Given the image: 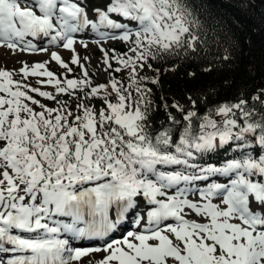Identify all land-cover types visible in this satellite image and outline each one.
Instances as JSON below:
<instances>
[{
	"label": "snow or ice",
	"instance_id": "1",
	"mask_svg": "<svg viewBox=\"0 0 264 264\" xmlns=\"http://www.w3.org/2000/svg\"><path fill=\"white\" fill-rule=\"evenodd\" d=\"M230 32L195 0H0V46L71 53L51 51L59 76L47 60L0 68V264H82L101 252L88 264H264V87L162 96L160 121L148 87L161 78L153 62L231 70L241 46ZM89 43L95 66L76 50ZM122 71L126 81L113 75ZM101 72L107 82L94 84Z\"/></svg>",
	"mask_w": 264,
	"mask_h": 264
},
{
	"label": "trees",
	"instance_id": "2",
	"mask_svg": "<svg viewBox=\"0 0 264 264\" xmlns=\"http://www.w3.org/2000/svg\"><path fill=\"white\" fill-rule=\"evenodd\" d=\"M195 3L197 5L203 3L214 14L222 17L227 22L228 27L231 29L229 35L234 34V39L241 46L239 55L234 61L231 70L225 68L214 70L210 73L202 71V68L206 66V62H188L181 59L161 64L153 62L154 67L161 69L159 83L155 85L148 84V87L153 90L155 103L161 105L160 110L154 116V119L157 121L165 119L162 107L163 101H161L162 96L166 97L167 103L170 104L173 98H183L190 90L196 94H201L202 91L208 89L210 86H214L219 90L221 99L231 97L242 84L247 85L252 90L264 87V0H195ZM245 4L248 5L247 8L244 7ZM115 49L123 52L126 51L127 46L123 42H119L115 45ZM172 64L179 65L175 72L163 71L164 68H169ZM113 66L116 67V64L113 63ZM249 68L252 69L251 72L247 70ZM64 71V69H58L55 73L59 76ZM189 71H195L197 73L196 77H188L186 73ZM79 72L78 67H73V74H69V78H72V75H78ZM122 74L123 71L113 73L117 79L126 81L127 74L125 78L122 77ZM141 75L151 77L155 73L145 68L141 72ZM16 79H20V77ZM226 79L235 81L231 88L223 86V81ZM31 84L33 87L38 86L33 83ZM41 87L46 88H41V90L53 91V89H50L51 86L45 85ZM77 95L82 96L83 93L77 92ZM36 98L49 107L56 106L53 102L39 96H36ZM68 98L65 95V100ZM213 102L216 103L218 101L214 100ZM75 103L76 101L72 102L73 108H75ZM87 103L100 107L102 101L94 98L87 101ZM37 111H39V108H37ZM200 111L203 112L204 108H201Z\"/></svg>",
	"mask_w": 264,
	"mask_h": 264
},
{
	"label": "rangeland",
	"instance_id": "3",
	"mask_svg": "<svg viewBox=\"0 0 264 264\" xmlns=\"http://www.w3.org/2000/svg\"><path fill=\"white\" fill-rule=\"evenodd\" d=\"M90 2L92 4H97L100 2V0H93V2L91 0ZM92 38H94V37L93 36L86 37V39H92ZM119 42L120 41L109 42L107 46L115 48V45ZM43 44L41 45V47L47 46V44H45V42ZM47 47H48L47 52L29 53V52L16 51L15 53H13V51L8 49L6 46H0V68H4L6 70L11 71V70H18L22 66L21 65L22 61L27 62L29 64H31L33 62H42V61H46V60L50 61V54H51V51H53V50L57 51L65 61H68L70 59L71 53L68 50H65V49L60 48V47H52V46H47ZM76 50L81 57H84L85 55L91 56L92 54H95V56L99 57V60L101 58V52L96 47V45L91 44V43H89V46L87 49H85V48L81 47L79 44H77ZM72 67H75V66H72ZM48 68H49V70L53 71L54 73L56 72V70L62 69L54 61H50V63L48 64ZM113 68H115V66H113ZM93 70H94V68H89V74L90 75H92ZM126 74L127 73L123 71L122 77L125 78ZM18 77L19 76H15L14 78L16 79ZM36 79H37L36 77H29L27 82H31L33 84H36L35 83ZM92 79L94 81V84L106 83L107 82V74L101 72L99 77L92 76ZM41 88L46 89L45 87H41ZM50 89H52V88H50ZM60 98L65 99V96H62ZM101 105H102V103H101ZM125 227H128V225H125ZM84 243L85 242H81L80 243L81 246H84L83 245ZM103 255H104V253H102V252L101 253H93V254H91V257H85L83 259L82 264H88V260L90 258H93V257H94V259H100ZM93 264H94V261H93Z\"/></svg>",
	"mask_w": 264,
	"mask_h": 264
},
{
	"label": "bare ground",
	"instance_id": "4",
	"mask_svg": "<svg viewBox=\"0 0 264 264\" xmlns=\"http://www.w3.org/2000/svg\"><path fill=\"white\" fill-rule=\"evenodd\" d=\"M43 43H41L42 45ZM44 45V44H43ZM90 57H93V61H92V64L95 66L97 64V62L99 61V57L98 56H95V54H92ZM81 243V242H79Z\"/></svg>",
	"mask_w": 264,
	"mask_h": 264
}]
</instances>
